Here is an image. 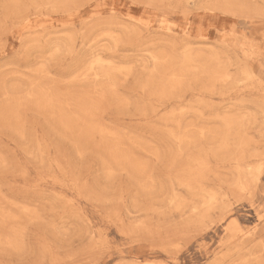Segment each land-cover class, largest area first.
Returning a JSON list of instances; mask_svg holds the SVG:
<instances>
[{
	"label": "rangeland",
	"instance_id": "374dc122",
	"mask_svg": "<svg viewBox=\"0 0 264 264\" xmlns=\"http://www.w3.org/2000/svg\"><path fill=\"white\" fill-rule=\"evenodd\" d=\"M0 264H264V0H0Z\"/></svg>",
	"mask_w": 264,
	"mask_h": 264
},
{
	"label": "bare ground",
	"instance_id": "6f19581e",
	"mask_svg": "<svg viewBox=\"0 0 264 264\" xmlns=\"http://www.w3.org/2000/svg\"><path fill=\"white\" fill-rule=\"evenodd\" d=\"M162 58V57H161ZM166 59V58H165ZM188 59V58H187ZM167 60V59H166ZM163 60V61H165L166 62V65L168 64L167 63V61H169V60ZM159 61V60H158ZM161 61H162V59H161ZM160 65V64H159ZM157 68H159V66L157 67ZM158 70V69H157ZM155 71V70H154ZM107 81V80H106ZM36 85H38V84H36ZM33 94V93H32ZM35 94V93H34ZM8 97V96H7ZM8 99V98H7ZM19 99V98H18ZM61 105V104H60ZM18 118V117H17ZM134 128V127H133ZM96 140H97V138H96ZM240 171V170H239ZM215 174H217V173H215Z\"/></svg>",
	"mask_w": 264,
	"mask_h": 264
}]
</instances>
